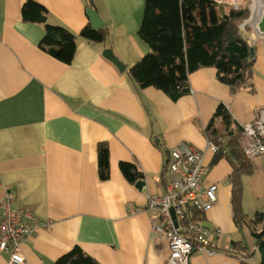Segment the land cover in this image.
Instances as JSON below:
<instances>
[{"label":"crops","instance_id":"obj_1","mask_svg":"<svg viewBox=\"0 0 264 264\" xmlns=\"http://www.w3.org/2000/svg\"><path fill=\"white\" fill-rule=\"evenodd\" d=\"M30 1L46 8V24L76 35L70 64L42 48L45 24L23 19ZM240 2L256 20L261 0ZM90 7L105 24L95 30H105L103 42L80 36L91 25ZM143 17L144 0H0V200L12 192L15 206L38 223L21 245L26 263L57 264L78 247L100 264H167L168 241L155 235L146 210H133L145 208L149 196L165 194L168 151L187 142L203 151L209 169L204 185H218V202L204 223L222 230L217 254L194 253L191 264H261L253 229L234 220L231 176L238 161L227 148L217 154L208 149L211 140L220 151L229 138L219 121L221 145L206 129L221 106L239 127L264 108V35L250 18L239 23L255 52L252 87L233 92L215 68H202L189 76L190 93L173 100L130 76V68L151 53L138 35ZM107 49L125 71L104 57ZM100 143L110 151L108 180L99 177ZM250 162L252 173L242 177V209L254 218L264 213V156ZM123 163L136 167L135 182L122 172ZM138 181L145 186L138 188ZM255 229L264 231V220ZM8 261L0 251V264Z\"/></svg>","mask_w":264,"mask_h":264},{"label":"trees","instance_id":"obj_2","mask_svg":"<svg viewBox=\"0 0 264 264\" xmlns=\"http://www.w3.org/2000/svg\"><path fill=\"white\" fill-rule=\"evenodd\" d=\"M248 6L243 4L235 9L231 5H219L215 0H144V17L138 35L150 47L151 53L130 68V76L141 88H156L173 100L190 93L189 76L202 68H215L218 79L233 92L252 87L255 52H251L253 47L239 28V23L251 16ZM22 15L27 22L45 24L42 48L46 52L65 64L74 60L76 35L60 25L46 24L44 6L30 1L24 5ZM80 36L89 42H103L105 30L95 31L89 24ZM217 121L229 138L218 153L227 148L239 164L231 176L234 220L239 227L251 226L261 264H264V231L255 229L264 220V213L258 212L254 218H249L242 209V177L250 175L253 167L240 147L242 128L234 124L224 106L219 107L206 129V134L218 145L225 136H217ZM121 170L130 182L139 178L135 166L123 163ZM98 171L101 180L110 178V151L105 143L98 146ZM57 264L100 263L75 247L58 259Z\"/></svg>","mask_w":264,"mask_h":264},{"label":"built area","instance_id":"obj_3","mask_svg":"<svg viewBox=\"0 0 264 264\" xmlns=\"http://www.w3.org/2000/svg\"><path fill=\"white\" fill-rule=\"evenodd\" d=\"M236 1L227 4L225 0H215L219 5H233L238 9V0H232ZM241 128L239 143L244 155L251 160L264 156V108L259 109L254 122ZM208 149L219 152V147L211 140ZM208 170L203 151L187 142L177 144L168 151L165 194L151 195L145 208L133 210L135 213L146 210L155 235L168 241L170 256L167 264H191L194 253L217 254L216 240L222 230L208 227L203 220V215L218 202V185H204ZM15 201L12 192L0 200V251L9 256L8 264H27L21 245L32 237L38 223L26 209L15 206Z\"/></svg>","mask_w":264,"mask_h":264},{"label":"water","instance_id":"obj_4","mask_svg":"<svg viewBox=\"0 0 264 264\" xmlns=\"http://www.w3.org/2000/svg\"><path fill=\"white\" fill-rule=\"evenodd\" d=\"M261 2H262V7H261L260 14H259L258 18H256V20H255L254 12H253V14H251V16H250V20L256 26L257 32L264 35V0H261ZM87 15L90 18L91 25H92V28L94 30H99L105 26V24L103 23V21L101 20V18L99 16V13L94 8H92V7L88 8ZM251 52L254 53V48L251 50ZM104 57L106 59H108L109 61H111L112 63H114L120 71H122V72L125 71L124 64L116 57L113 50H111V49L105 50L104 51ZM144 186H145L144 181H138L137 182L138 188H141Z\"/></svg>","mask_w":264,"mask_h":264},{"label":"rangeland","instance_id":"obj_5","mask_svg":"<svg viewBox=\"0 0 264 264\" xmlns=\"http://www.w3.org/2000/svg\"><path fill=\"white\" fill-rule=\"evenodd\" d=\"M230 3H237V1L236 2H232V0H230ZM238 4H239L238 8H240L241 5H242V2H240V0H238ZM231 6H233V5H231ZM259 208H262V209H259V210L263 211L264 210L263 209L264 208V204H261Z\"/></svg>","mask_w":264,"mask_h":264}]
</instances>
